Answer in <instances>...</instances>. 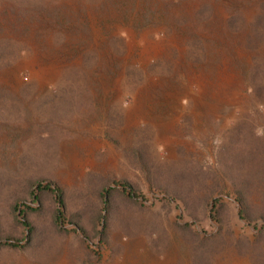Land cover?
<instances>
[{
    "label": "rangeland",
    "instance_id": "rangeland-1",
    "mask_svg": "<svg viewBox=\"0 0 264 264\" xmlns=\"http://www.w3.org/2000/svg\"><path fill=\"white\" fill-rule=\"evenodd\" d=\"M0 264H264V0H0Z\"/></svg>",
    "mask_w": 264,
    "mask_h": 264
},
{
    "label": "trees",
    "instance_id": "trees-1",
    "mask_svg": "<svg viewBox=\"0 0 264 264\" xmlns=\"http://www.w3.org/2000/svg\"><path fill=\"white\" fill-rule=\"evenodd\" d=\"M114 185H121V187L123 188H127V184H120V183H116L114 182L113 183ZM29 187H30V184H29ZM41 191H47L49 192L52 197H53V200L57 206L56 210H55V213H54V223L57 227L61 228L62 225H64V221H65V217H64V201H63V192L62 190L56 186L55 184H53L52 182H49V181H37L35 182V184H31V187L29 188V192L28 194L32 197H36V193L37 192H41ZM127 195H132V193H126ZM105 196L106 195H102V205L104 206V209L105 211L107 210L108 208V200L105 199ZM241 207H242V203L240 202L241 200H238ZM215 205H216V201H214V208H215ZM14 209H17L18 205H17V202H15L14 204ZM25 209H29L28 207H25ZM239 216L240 217H243L244 216V211L243 209L240 210L239 212ZM19 218H21L22 220H20V224L27 230L26 234L24 235L25 236V240H30V236H31V233H32V228L30 226V224L28 223V221L25 220V217L23 216V211L20 212V216ZM104 220H105V217H104ZM75 231V230H73ZM80 232L81 234L83 235L84 238H87L85 232L83 230L80 229ZM8 246L12 247V248H18V243H14L12 242L11 244H8Z\"/></svg>",
    "mask_w": 264,
    "mask_h": 264
},
{
    "label": "water",
    "instance_id": "water-1",
    "mask_svg": "<svg viewBox=\"0 0 264 264\" xmlns=\"http://www.w3.org/2000/svg\"><path fill=\"white\" fill-rule=\"evenodd\" d=\"M103 222V221H102Z\"/></svg>",
    "mask_w": 264,
    "mask_h": 264
}]
</instances>
